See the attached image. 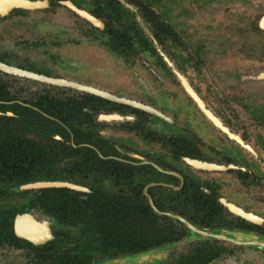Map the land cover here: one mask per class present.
I'll return each instance as SVG.
<instances>
[{
	"label": "flooded vegetation",
	"instance_id": "obj_1",
	"mask_svg": "<svg viewBox=\"0 0 264 264\" xmlns=\"http://www.w3.org/2000/svg\"><path fill=\"white\" fill-rule=\"evenodd\" d=\"M47 1L46 8L32 12L67 8L88 24L89 31L85 39L93 38L105 51L123 58L128 65L142 55L147 56L151 63L150 65L145 61L142 66L143 72L150 76L143 78L148 92L137 97L117 95L93 85L76 81L77 83L153 108L168 120L126 104L105 99L97 101L89 97L93 95L68 87L48 85L0 71V118H4L0 120V153L4 154L0 160V169H8L6 173L10 177L7 180L10 183H18L23 179V174L31 168V161L28 159H34L30 158L29 153H26V157H20L19 152H26L30 148L36 153L34 151L40 149L47 141L44 137L47 136L46 129L49 128L53 139L51 140L59 142L62 147L65 145V155L72 152L70 147L84 148L93 150L103 161L114 162L110 163L112 169L109 166L106 168L104 162L97 163L98 168L87 163L95 168V171H86V183H90V176L96 173L100 174L102 180L114 176L117 179L113 185L125 193L120 199L143 200L158 217L175 220L167 214L184 218L181 216L183 214L199 222L212 219L213 225L215 219L212 216H217L218 220L226 225V229H252L253 233L264 236V15H260L257 21L251 20L243 26L232 27V30L236 29L233 34L214 35L216 38L211 44H196V56L210 59V87H206L211 91L209 100L200 88L205 78L203 72H207L202 70L200 63L193 62L192 57L184 55L186 49L180 44L174 26L166 23L161 16V13H170L169 8L164 7V11L158 13L156 9L159 6L154 4L153 0H116L123 6V10L120 5L110 0H98L99 8L91 6L89 0ZM191 1L196 4L202 0ZM66 2H71L77 9L85 11L103 26L96 27L80 17L65 4ZM206 2L209 3L205 5H210L215 1ZM115 6L121 21L111 18L112 13H109L108 8ZM28 12L29 10L15 8L6 15H0V63L75 82L66 76H54L45 68L21 63L22 55L9 51V20L14 15ZM128 20L131 23L136 22L135 25L150 42V50L139 44L141 40L138 39L136 31L125 27ZM165 28L171 29L172 36L169 31L164 32ZM115 30H118V34ZM168 42H172L178 49L176 52L174 48L176 56L179 57L177 66L170 55L165 53L164 48ZM116 46L121 48L120 52L115 51ZM152 50L156 51V54L152 53ZM161 52L175 64L181 79L164 61ZM158 56L166 66L160 65ZM74 64L73 71H76L79 66ZM166 86L172 88L168 90ZM187 88H191L194 95L189 94ZM193 96H196V99ZM80 105L81 113H76L81 115V118L84 117L81 138L66 124L69 119L73 120L76 106ZM159 124L162 125L161 128ZM166 124L173 125L175 131L166 132ZM87 135L98 138V146L85 140ZM53 151L58 152L55 147ZM189 161L197 162L200 167L191 165ZM66 162L64 159L58 161L60 165H57V169L60 170L53 172V176L58 177L61 172L68 170V167L62 166ZM167 171L175 175H169ZM127 176L132 182L130 186L126 184ZM139 177L149 179L142 187L141 195L138 194ZM41 182H62L87 189L88 192L61 188L80 193L84 199L85 194H91L90 188L70 180L36 181L19 185L18 188L0 186V264H58L56 255H60V249H63L64 253L76 250L75 242L71 241L63 243L59 240L53 246L62 226L58 218L46 213L39 205L25 207L24 196L13 194L17 191L42 190L23 189ZM9 190L12 194L7 193ZM171 201L181 204L176 205ZM222 201L251 213L259 223L235 215L221 203ZM169 204L173 209H179V212L170 211ZM55 210L57 213L58 209ZM161 223L165 225L164 220ZM35 224L45 230V233H32L35 236L31 237V233L24 226ZM84 228L85 222L68 226L66 230L70 232L71 239H74ZM49 231L52 239L41 242L42 237H46ZM35 239L38 242H34ZM195 243L190 244L189 248ZM217 244L222 245L225 251L211 264L234 255V249L240 248L235 245L230 249L225 242ZM160 250L168 251L166 258L169 260H175L178 255L173 245ZM118 259L121 258L112 260ZM112 260L105 262L102 259H94L92 264H104ZM77 261L85 264V258Z\"/></svg>",
	"mask_w": 264,
	"mask_h": 264
},
{
	"label": "trees",
	"instance_id": "obj_2",
	"mask_svg": "<svg viewBox=\"0 0 264 264\" xmlns=\"http://www.w3.org/2000/svg\"><path fill=\"white\" fill-rule=\"evenodd\" d=\"M89 1L91 6H98L99 8L98 0ZM110 1L116 3V5H120L116 0ZM128 1L130 2V0ZM147 1L149 2L150 0ZM159 1L160 0H153V3L158 4ZM122 7L121 9L123 10ZM108 10L109 13H112L111 18L115 21H121V16L118 15L119 11L116 6L114 8H108ZM161 16L165 15L161 13ZM135 24L136 22L131 23L128 20L125 27L130 31H136L138 39L141 40L139 44L145 49L150 50L152 48L150 42ZM127 28H123V30ZM115 31L118 34V30ZM168 31L169 34H171V29L168 30L165 28L164 32ZM115 51L120 52L121 48L116 46ZM152 53L156 54V51L152 50ZM158 61L160 65L166 66L159 56ZM89 97L97 101H104L98 97ZM81 107V105L76 106L73 120L69 119V123H66L79 138L83 135L82 129L84 128L82 124L84 123V117L81 118V115L76 112L81 113ZM2 119L4 118L1 117L0 120ZM79 129L81 130L79 131ZM46 132L47 136L44 138H46L47 141H45V144H42L40 149L37 148L36 151H34L36 153H33L30 148H28L26 152H19L20 157H26V153H29L30 158L35 160L28 159L31 161V168H28L23 174V179L18 183H10V181L7 180V178L10 177V175L6 173L8 169H0V186L3 187L8 185L11 188H18L19 185L36 181L70 180L73 183L85 185L91 189V194H85V199L81 197L82 195L80 193L61 188L13 192L14 195L24 196L25 200L23 203L25 207L39 205L46 213L58 218L62 226L59 232L60 235L55 242H53V246L55 243H58L59 240L63 243L70 241L75 242V251L64 253L63 249L59 251L57 249L60 253L59 256L56 255V262L58 261V264H66V262L68 264H82L77 261L81 258H85V264H92L94 259H102L106 262L124 256L140 255L149 251L166 248L188 237L190 232L181 222L167 217H158L151 211L145 201L120 199L125 193L119 191L118 188H115L113 185L117 177L112 176L102 180L100 174L96 173L94 176H90V183H86V180H84L86 171L89 169L95 171V168L90 167L87 163L92 164L91 166H97L98 168L99 166L96 164L104 162L107 165L106 168L109 166V168L112 169L113 166L110 163L114 162L110 160L103 161L93 150L84 148L74 149L70 147L72 152L65 155V145L62 147L63 145L59 144V142L52 141V134H50L49 128L46 129ZM85 140L98 146V138H95V136L87 135ZM53 142L55 143L53 144ZM1 144L0 141V145ZM53 147H55L58 152L53 151ZM62 151L63 153H60ZM105 155H107V153H105ZM3 157L4 154L0 153V160H2ZM61 159L67 161L66 164L62 166H64L63 168L68 167V170L61 172L58 177H55L53 176V172L56 173L60 170L57 169V165H60L58 161L60 162ZM125 178H127L126 184L130 186V183H132L130 177L127 176ZM148 182V178H138V194L141 195L142 187ZM7 193L12 194L10 190ZM174 203H176V205L181 204L180 202ZM215 205L218 206L217 204ZM218 207L222 209L220 206ZM56 208L58 209L57 213L55 210ZM168 209L172 212H179V209H173L171 204H169ZM208 209L209 208H207V210ZM181 216L189 220L196 227L202 229L214 230L226 227L222 221L218 220L217 216H212V218L215 219L213 225L211 224L212 219L207 222H199L197 219H190V217L186 215L182 214ZM162 220H164L165 225L161 223ZM84 222L85 228L79 231V238L71 239L69 235L70 232L66 230V227L76 226ZM245 230L247 231L248 229ZM247 232H253V230L249 229ZM217 242L219 241L202 239L197 241L195 245H192L193 248H189L186 254H178L175 260L167 259L165 263L158 262V264H211L221 257L225 251L224 247L222 245L219 246ZM61 258L64 259L62 260Z\"/></svg>",
	"mask_w": 264,
	"mask_h": 264
},
{
	"label": "rangeland",
	"instance_id": "obj_3",
	"mask_svg": "<svg viewBox=\"0 0 264 264\" xmlns=\"http://www.w3.org/2000/svg\"><path fill=\"white\" fill-rule=\"evenodd\" d=\"M213 1L215 2L210 5H205L209 3L206 0L196 4L191 0H160L156 4L159 6L156 9L158 13H161L164 7L169 8L170 13L163 16V20L174 26L180 44L186 49L184 55L192 57L193 62L200 63L202 70L207 72H203L205 78L200 88L209 100L211 91L206 87H210V59L196 56V44L212 43L216 38L214 35L233 34L236 29L232 30V27L243 26L251 20L257 21L260 15H264V0ZM9 22V51L13 54L20 53L21 63L45 68L54 76H66L75 82L93 85L117 95L137 97L148 92L143 78L150 76L143 72L142 66L145 61L150 63L149 58L142 55L128 65L123 58L105 51L93 38L85 39L89 31L88 24L69 9L60 7L52 11H29L23 15L12 16ZM174 48L177 52L178 49L172 42H168L164 51L177 66L179 57L176 56ZM74 63L80 67L76 68V71H73ZM166 87L168 90L172 88ZM159 127L162 125L159 124ZM174 128L173 125L164 126L166 132ZM229 235L237 241L246 240V237L238 232H231L227 237ZM225 243L230 249L235 246L233 243ZM189 245H175L173 249L182 255L188 251ZM167 254V250L151 252L135 259L115 261V264H144L146 261L150 263L154 260H167ZM215 264H264V252L240 246L234 249V255Z\"/></svg>",
	"mask_w": 264,
	"mask_h": 264
},
{
	"label": "water",
	"instance_id": "obj_4",
	"mask_svg": "<svg viewBox=\"0 0 264 264\" xmlns=\"http://www.w3.org/2000/svg\"><path fill=\"white\" fill-rule=\"evenodd\" d=\"M69 8H71L76 14H78L80 17L90 21L94 26L96 27H102L103 25L101 24L100 21H98L97 19L93 18L91 15H89L88 13H86L85 11L79 10L77 9L71 2H66L65 3ZM48 5V1L47 0H42V1H31V0H0V15H6L7 13H9L11 10L15 9V8H20V9H25V10H29V11H33V10H38V9H43L46 8ZM154 43L156 44L157 42L154 40ZM161 55L164 59V61L168 64V66H170L172 68V70L177 74V76L181 79V74L179 73L178 69L175 67V64L171 61V59L166 56L165 54H163L161 52ZM0 71L4 72V73H8L12 76H17V77H22V78H27V79H31L34 81H38V82H42L48 85H53V86H58V87H68L70 89L76 90L78 92H84L93 96H96L98 98H102L105 99L107 101L110 102H115V103H120V104H126L132 107H136L138 109L144 110L148 113H152L154 115H158L163 119H166V117L159 111H156L153 108H149L146 107L140 103H135L129 100H126L124 98L121 97H117L113 94H110L108 92H105L103 90L91 87V86H86L83 84H79L77 82H72V81H68L65 79H59V78H52L49 76H45V75H41V74H37L34 72H30L27 70H23V69H18L15 67H11L8 65H5L3 63H0ZM189 94L194 95L191 91V88H187ZM196 99V96H193ZM201 107V106H200ZM168 120V119H166ZM189 163H191V165H194L195 167H200L197 162H192L189 161ZM157 167V166H156ZM158 170H160L161 172H163V170L159 167H157ZM169 175H175L173 172H166ZM30 188H34V189H40V188H69L71 190L74 191H84V192H88L87 189H83L81 187L72 185V184H67V183H62V182H41V183H37L34 185H29L24 187L23 189H30ZM230 212H233L235 215L241 217L242 219H245L247 221H251V222H255V223H259L258 220L254 219V216L249 213L244 211L243 209H240L239 207H236L234 205H232L231 203H227L225 201L221 202ZM155 209V208H154ZM156 210V209H155ZM247 215H252L251 218L247 217ZM170 217H172L173 219L181 222L188 230H189V235L186 239L180 241L179 243H175L173 245V247L175 245H180V246H184V245H188V244H192L195 243L197 241L200 240H216L219 242H229V243H233L234 245L237 246H242V247H249L252 249H256L259 250L261 252H264V236H260L257 235L253 232H247V231H240V230H230V229H202L199 227H196L195 225L191 224L188 220L181 218L179 216L176 215H172V214H167ZM231 232H238L243 234L244 237H246L245 241H237L236 239H233L232 236H228L227 234L231 233ZM31 237L35 236L33 234H30ZM27 239H31L33 240V238L25 236ZM35 238V237H34ZM49 239H52V235L51 232L49 231L47 236H43L41 242H45ZM195 241V242H192ZM34 242H38V240L35 239ZM161 252V250H153V251H149L147 253H143L140 255H135V256H124V257H120L122 260L127 261L129 259H135L138 258L142 255H147L151 252ZM124 258H128V259H124ZM121 259L118 260H112L111 262H107L104 264H115V261H120ZM167 260H154L153 262L148 263L146 261V263L144 264H158V262L161 263H165ZM121 262V261H120ZM118 263V262H117Z\"/></svg>",
	"mask_w": 264,
	"mask_h": 264
},
{
	"label": "bare ground",
	"instance_id": "obj_5",
	"mask_svg": "<svg viewBox=\"0 0 264 264\" xmlns=\"http://www.w3.org/2000/svg\"><path fill=\"white\" fill-rule=\"evenodd\" d=\"M77 66V65H76ZM246 216L247 217H250L251 218V216L250 215H247L246 214ZM169 222V221H168ZM27 226V227H26ZM38 226V224H35V225H32V226H28V225H25L24 227L25 228H27V230H29V232L32 234V233H38V234H44L45 233V230H42L41 228H38L37 227ZM201 243V242H200Z\"/></svg>",
	"mask_w": 264,
	"mask_h": 264
}]
</instances>
